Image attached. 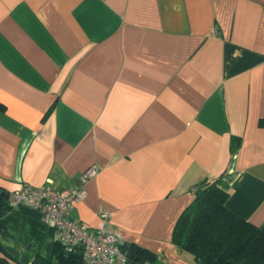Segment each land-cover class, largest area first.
Segmentation results:
<instances>
[{
  "label": "crops",
  "instance_id": "crops-1",
  "mask_svg": "<svg viewBox=\"0 0 264 264\" xmlns=\"http://www.w3.org/2000/svg\"><path fill=\"white\" fill-rule=\"evenodd\" d=\"M92 164L70 216L157 264H198L172 234L204 180L264 224V0H0V194ZM4 209L0 247L51 260L39 212Z\"/></svg>",
  "mask_w": 264,
  "mask_h": 264
},
{
  "label": "trees",
  "instance_id": "trees-1",
  "mask_svg": "<svg viewBox=\"0 0 264 264\" xmlns=\"http://www.w3.org/2000/svg\"><path fill=\"white\" fill-rule=\"evenodd\" d=\"M237 139H232L235 148ZM193 199L182 211L172 234L173 244L193 255L198 264H264V226L239 216L227 205L229 190L222 178L204 180L192 189ZM6 196V197H5ZM7 194H0V214ZM264 225V224H262ZM127 253L126 264H157V256L129 243L121 244ZM0 264H22L0 247ZM52 259L36 257L31 264H86L81 252H67L54 242Z\"/></svg>",
  "mask_w": 264,
  "mask_h": 264
},
{
  "label": "built area",
  "instance_id": "built-area-1",
  "mask_svg": "<svg viewBox=\"0 0 264 264\" xmlns=\"http://www.w3.org/2000/svg\"><path fill=\"white\" fill-rule=\"evenodd\" d=\"M99 172L92 164L80 174V184L71 190L55 189L48 185H22L7 193L10 209L19 204L39 212L40 223L53 228L55 241L67 252L79 250L86 264H126L127 253L119 238L105 227L94 228L89 223L70 216L74 204L84 197V184ZM106 218L107 214L102 213Z\"/></svg>",
  "mask_w": 264,
  "mask_h": 264
},
{
  "label": "water",
  "instance_id": "water-1",
  "mask_svg": "<svg viewBox=\"0 0 264 264\" xmlns=\"http://www.w3.org/2000/svg\"><path fill=\"white\" fill-rule=\"evenodd\" d=\"M262 226H264V225H260V227H262Z\"/></svg>",
  "mask_w": 264,
  "mask_h": 264
}]
</instances>
